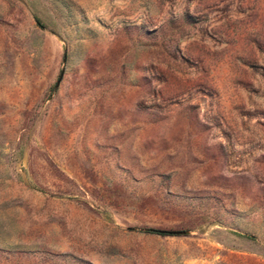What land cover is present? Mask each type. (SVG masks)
I'll list each match as a JSON object with an SVG mask.
<instances>
[{"label": "rangeland", "instance_id": "rangeland-1", "mask_svg": "<svg viewBox=\"0 0 264 264\" xmlns=\"http://www.w3.org/2000/svg\"><path fill=\"white\" fill-rule=\"evenodd\" d=\"M0 264H264V0H0Z\"/></svg>", "mask_w": 264, "mask_h": 264}, {"label": "trees", "instance_id": "trees-1", "mask_svg": "<svg viewBox=\"0 0 264 264\" xmlns=\"http://www.w3.org/2000/svg\"><path fill=\"white\" fill-rule=\"evenodd\" d=\"M141 231L143 233H148V234L158 235V236L172 235V232L157 230V229H142Z\"/></svg>", "mask_w": 264, "mask_h": 264}, {"label": "water", "instance_id": "water-1", "mask_svg": "<svg viewBox=\"0 0 264 264\" xmlns=\"http://www.w3.org/2000/svg\"><path fill=\"white\" fill-rule=\"evenodd\" d=\"M62 75H63V70L61 71V74H60V76H59V79H58V81H57V83H56L54 89H57V87H58V85H59V83H60V80H61V78H62Z\"/></svg>", "mask_w": 264, "mask_h": 264}]
</instances>
